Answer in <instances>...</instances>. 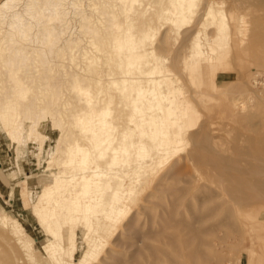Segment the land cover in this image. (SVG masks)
<instances>
[{
    "label": "rangeland",
    "instance_id": "obj_1",
    "mask_svg": "<svg viewBox=\"0 0 264 264\" xmlns=\"http://www.w3.org/2000/svg\"><path fill=\"white\" fill-rule=\"evenodd\" d=\"M206 1L197 0L191 21L179 27L158 17L169 0H131V4L128 0H0V264H131L135 255L152 264L146 245L171 249L160 233L164 228L175 231L164 222L174 203L177 217L192 221L196 211L207 214L218 207L207 220L208 227L220 224L228 209L234 211V227L218 232L229 237L217 247L225 256L223 264H264V187H257L259 193L249 189L256 198L245 199L242 185L228 174L229 170L260 171L264 186V89L254 81L264 72V0H208L215 9H224L230 30L228 36L213 41L204 32L213 36L216 26L201 31L202 39L210 41L208 52L211 46L214 51L189 60L192 40L205 27ZM144 27L154 32L145 47L139 43ZM95 43L106 52H97ZM145 48L152 50L148 56ZM89 59L98 64L104 87L100 94L88 70ZM154 66L156 78L182 86L178 107L189 103L181 142L157 146L137 130L131 135L134 145L128 164H107L111 153L102 158L93 145L107 138L119 144L122 130L134 123L147 128L127 99L133 95L131 84L146 83L150 75L143 70ZM111 80L120 90L127 89V98L110 85ZM100 98L110 103L107 119L117 123L107 125L109 131H99L104 127ZM162 107L166 109L165 104ZM78 117L98 136L81 131L74 124ZM75 137L88 148L86 171L69 161L68 149L69 145L75 149ZM140 143L145 147L138 149ZM137 152L145 159L136 160ZM81 155L76 152L74 157L79 160ZM93 169L100 170L103 180L88 192L78 193L74 183L71 189L58 185L70 177L80 179L82 173L92 174ZM133 171L137 173L132 176ZM49 187L51 194L43 195ZM72 187L79 203L70 195ZM115 188L120 196H113ZM86 202L92 204L91 211ZM112 205L121 211H109L108 219L105 209ZM37 206L47 213L46 220L40 218ZM243 216L247 223L241 225L236 217ZM90 224L95 229L89 234ZM180 259L192 264L186 255ZM159 260L172 264L163 256Z\"/></svg>",
    "mask_w": 264,
    "mask_h": 264
},
{
    "label": "bare ground",
    "instance_id": "obj_2",
    "mask_svg": "<svg viewBox=\"0 0 264 264\" xmlns=\"http://www.w3.org/2000/svg\"><path fill=\"white\" fill-rule=\"evenodd\" d=\"M10 1V0H9ZM32 1V0H31ZM131 4V0H128ZM133 1V0H132ZM137 1V0H134ZM7 2V1H6ZM128 2V3H129ZM140 2V1H139ZM11 3V2H10ZM205 11L202 14V19L206 20V22L203 23V25L205 27H203L204 29L202 30H198L196 36L193 38L192 40V49L190 51V54L186 57L189 58V60L191 59H201L203 57H205L206 55H210V53H213L214 51V47L211 46V50L212 52H208V47H209V42L213 41L217 38H222V37H226L228 36L229 30H230V24L229 21L227 19V16L224 12V9H220V8H214L213 4L210 1H206L205 2ZM216 3V2H215ZM214 3V4H215ZM7 4V3H5ZM33 4V3H32ZM35 4V3H34ZM41 4H45L44 2H42ZM40 4V6H42ZM53 4V3H52ZM136 4H139L138 2ZM37 5V4H36ZM57 5V4H56ZM35 6V5H34ZM39 6V5H38ZM138 6V5H137ZM198 3L197 0H169L168 4L163 5L161 12L159 14V18L160 19H165L166 21H170L172 22L174 25L176 26H181L189 21H191L192 17H193V12L195 9H197ZM27 7V6H26ZM33 7V6H32ZM31 7V8H32ZM125 7H127V5H125ZM124 7V8H125ZM132 7V6H131ZM131 7H127L128 9L131 10ZM55 8V7H54ZM53 8V9H54ZM40 9V8H38ZM43 9V8H42ZM46 9V8H45ZM57 9V7H56ZM111 9V8H110ZM44 10V9H43ZM41 10V12L43 11ZM50 11V10H49ZM14 14V13H13ZM40 15V13H38ZM47 14V13H46ZM49 15V14H48ZM147 15V14H146ZM36 16V15H35ZM91 16V15H90ZM89 16V17H90ZM101 16V15H100ZM34 17V16H33ZM39 17V16H38ZM48 17V16H47ZM149 17V16H148ZM152 17V16H151ZM5 18V17H4ZM35 18V17H34ZM45 18V17H44ZM49 18V17H48ZM88 18V17H87ZM91 18V17H90ZM41 19V18H40ZM43 19V18H42ZM50 19V18H49ZM89 19V18H88ZM138 19V18H137ZM146 19V18H145ZM201 19V20H202ZM45 20V19H44ZM47 20V19H46ZM86 20V19H85ZM112 20V19H111ZM3 21V20H2ZM41 21V20H40ZM49 21V20H48ZM48 21L46 23H48ZM87 21V20H86ZM99 20H97L98 22ZM144 21V20H143ZM142 21V22H143ZM146 21V20H145ZM144 21V24H145ZM149 21H150V17H149ZM131 22V21H130ZM129 22V23H130ZM259 22V21H257ZM2 23V22H1ZM90 23V21H89ZM133 23V21H132ZM3 24V23H2ZM137 24V23H136ZM143 24V23H142ZM141 24V25H142ZM151 24V23H150ZM138 25V24H137ZM214 25L217 28L215 29V34L213 36H210V32L207 31L206 29L211 28V26ZM241 25V24H240ZM259 25V24H258ZM87 26V24H86ZM110 26V25H109ZM134 26V25H133ZM132 26V27H133ZM136 26V25H135ZM145 26V25H144ZM85 27V26H83ZM88 27V26H87ZM107 27V26H105ZM111 27V26H110ZM258 27V26H257ZM86 28V27H85ZM92 28V27H91ZM94 28V27H93ZM92 28V29H93ZM104 28V27H102ZM41 29V28H40ZM43 29V28H42ZM241 31L244 28H240ZM90 30V29H89ZM97 30V28L95 29ZM206 30V33L204 32V35L207 37H209L208 39L210 40L209 42H206L202 39V36H200L201 31ZM247 30V29H246ZM245 30V31H246ZM88 31V30H87ZM245 31H242L243 33H246ZM260 31V29H259ZM48 32V31H47ZM107 32H109L107 30ZM112 32V30H111ZM142 34L140 36V41L139 43H141V46H146V41L153 36V30L151 27L149 28H143V30H141ZM240 32V31H239ZM263 32V31H262ZM261 33V31H260ZM103 34V33H102ZM202 35V34H201ZM13 37H15L14 35H12ZM96 39H97V35L95 34ZM258 36V35H256ZM2 37V36H0ZM112 37V36H110ZM86 39V38H85ZM95 39V40H96ZM99 39V38H98ZM97 39V40H98ZM2 40V39H0ZM101 38L99 39L98 42H100ZM97 42V41H95ZM97 42V43H98ZM104 42V41H103ZM110 42V41H109ZM111 42L113 43V41L111 40ZM110 42V43H111ZM81 43V42H80ZM111 43V44H112ZM77 44V43H76ZM88 45V43H86ZM96 44V43H95ZM94 44V45H95ZM82 45V44H81ZM101 45V44H100ZM99 44H96V50L97 52L100 50H104V47L102 48V46H100ZM115 45V44H114ZM1 46V44H0ZM83 46V45H82ZM74 47V46H73ZM84 47V46H83ZM111 47V46H110ZM109 47V48H110ZM1 48V47H0ZM72 48V47H71ZM106 48V47H105ZM112 48V47H111ZM2 49V48H1ZM89 49V48H88ZM105 51V50H104ZM92 52V51H91ZM94 52V51H93ZM106 52V51H105ZM152 52V50H149V52L146 50L145 48V53L146 56H148L150 53ZM226 53V51H225ZM224 53V54H225ZM88 54V53H87ZM224 54L222 53V55L224 56ZM221 55V57H222ZM59 56V55H58ZM74 56V55H73ZM72 56V58H73ZM2 57V56H1ZM64 57V56H63ZM87 58H90V56H86ZM104 57V56H103ZM209 57V56H208ZM62 58V57H61ZM70 58V59H72ZM98 58V57H97ZM109 58H111L109 56ZM108 58V59H109ZM186 58V59H188ZM21 59V58H20ZM63 59V58H62ZM73 59H76L73 58ZM99 59V58H98ZM101 59V58H100ZM105 59V58H104ZM159 59V58H158ZM207 59V58H206ZM39 60V59H38ZM90 61H88V70L91 73V75L93 76L94 80V85L96 88V92L97 93H101L104 89L103 87V82L101 81V78L98 76L99 73L97 71V65L94 61V59H89ZM188 60V61H189ZM194 61V60H192ZM87 62V61H86ZM85 62V63H86ZM107 62V61H106ZM196 62V61H194ZM103 63V62H102ZM116 63V62H115ZM185 63H187L185 61ZM73 64V62H72ZM104 64V63H103ZM107 64L109 65V62H107ZM118 64V63H117ZM196 64V63H195ZM12 65V64H11ZM19 65V62H18ZM74 65V64H73ZM110 66V65H109ZM115 66H117L115 64ZM7 67V66H6ZM42 67V66H41ZM101 67V66H100ZM107 67V66H106ZM112 67V66H111ZM20 68V67H19ZM70 68V67H69ZM73 69V68H71ZM78 69V68H77ZM104 69V68H103ZM21 70V69H20ZM79 70V69H78ZM105 70V69H104ZM113 72V68L110 69ZM119 70V69H118ZM46 71V70H45ZM110 71V72H111ZM42 72V71H41ZM74 72V69H73ZM106 72V71H105ZM109 72V71H107ZM143 72H146L147 75H150L149 79H146V83H142L143 80H140L138 86H134L133 84H131V91L133 92V95L131 96V98L127 99V102H131L132 103V108L134 111L136 112H140L141 115L144 117V119L146 120V124H147V128L144 129H140L139 124L134 123L133 126H127L125 129L122 130L121 132V138L122 141H120V143L118 144H114L109 138H107L106 140H99L96 141L95 144L93 145V147L97 150L98 152V156L104 158L108 153H111V155H109L108 160L106 161L107 164L109 163L110 165H127L128 164V157L131 154V147L132 145H134V141H131V135L135 134L136 131L138 130L139 134L141 135H147L150 136L152 141L157 145H165L167 147H172V145H175L177 143L181 142L182 139V129L184 128V117L185 114L187 113V108L189 103L187 101H184L185 106L183 107V109H180L178 107V104L176 103V97H178L177 95L181 92V85H179V82H173L172 85L168 84L167 82L165 83V80L162 78V76L160 78H156L155 76V72H156V68L154 67H150L149 69L145 68L143 70ZM40 73V72H39ZM46 73V72H45ZM66 73V72H65ZM116 73V72H114ZM113 73V75H114ZM52 74V73H51ZM67 74V73H66ZM68 74H70V72H68ZM108 74V73H107ZM260 74V73H259ZM111 75V74H110ZM116 75V74H115ZM10 76V75H9ZM52 76V75H51ZM155 76V77H154ZM11 77V76H10ZM73 77V76H72ZM90 79V78H89ZM81 80V79H80ZM88 80V79H87ZM180 81V80H179ZM254 81L256 83H259L258 80V76L256 75L254 77ZM45 82V81H44ZM48 82V81H47ZM90 82V81H89ZM110 85H115L117 87V82L115 80H111L109 81ZM165 84H164V83ZM82 83L84 84V82L82 81ZM107 83V82H106ZM90 84V83H89ZM2 85V84H1ZM49 85V84H48ZM87 85V84H86ZM119 86V85H118ZM11 87V86H10ZM108 87V83L107 86ZM113 87V86H112ZM115 87V88H116ZM3 88V87H2ZM114 88V87H113ZM114 88V89H115ZM118 88V87H117ZM122 88V94L124 98H127V89L124 87H120ZM119 89V88H118ZM264 89V87H263ZM3 90V89H2ZM120 90V89H119ZM120 90V91H121ZM119 91V92H120ZM92 92H94L92 90ZM108 94V93H107ZM120 93H118L119 95ZM8 95V94H7ZM150 95V96H149ZM97 96V95H96ZM99 96V95H98ZM112 97V95H111ZM121 97V98H122ZM180 97V96H179ZM103 98V97H102ZM100 98V101L101 99ZM113 98V97H112ZM123 99V98H122ZM80 100V99H79ZM108 100V98H107ZM121 101V100H120ZM95 102V101H94ZM92 102V103H94ZM122 102V101H121ZM165 104V110L163 109L162 105ZM98 110L100 112V123L104 126L101 129H99L100 132L103 131H109V129L107 128V125L110 127V125H114L117 123L114 121L112 122L111 119L108 120L107 116L110 113V103L109 102H104L101 101V103L98 104ZM125 105V104H124ZM183 106V105H182ZM181 106V107H182ZM69 109V108H68ZM125 110V109H124ZM76 111V110H75ZM127 111V110H125ZM129 111V108H128ZM42 112V111H41ZM71 112V111H70ZM124 113V111H122ZM130 112V111H129ZM126 113V112H125ZM124 113V114H125ZM73 114V113H72ZM116 114V113H115ZM122 114V117L123 115ZM46 115V114H45ZM121 117V118H122ZM128 118V117H127ZM84 119H81L80 117H78L75 121V125L79 126V129L81 131L84 132H91L93 137L98 136L99 132H96V129L91 127L90 125H84ZM126 120V118H125ZM128 120V119H127ZM130 120H132V118H130ZM172 127H176L178 130L176 132L171 131ZM59 129V128H58ZM112 131V128L110 130V132ZM89 134V133H88ZM87 134V135H88ZM108 134L110 135V133L108 132ZM120 135V134H119ZM77 138L75 137V142H77L76 140ZM74 140V138H73ZM138 149L144 148V144L140 143L137 144ZM68 156H69V161L70 163L72 162H78L80 163L82 166H84V170H88L90 169L89 166H85L88 162V160H90V156H89V152H88V148L81 146L78 142L76 143L75 149L72 148V145H69V149H68ZM77 152H81V157L78 159H76L75 153ZM145 157V154L143 153H138L135 154V159H142ZM134 159V160H135ZM145 159V158H144ZM158 159V158H157ZM132 160V159H131ZM136 163V162H135ZM234 165V164H232ZM125 167V166H124ZM123 167V168H124ZM138 167V166H137ZM140 169V168H139ZM136 170V169H135ZM234 170V169H233ZM140 171V170H138ZM231 170H229V176L233 179H235L236 181L239 182V186H241L243 188V191L245 193H247L245 195V199L248 200H254L256 197L254 195H252L253 193H249V189H253L255 191V193H259L261 191L257 190V187L260 185L261 187H264L261 183V181L259 180L258 176H259V172H252L250 174H247L245 172H240L238 170H236V172L232 171L230 173ZM262 173L264 174V169L261 170ZM92 174H84L82 173L80 176V179L77 177H70L69 179H67L66 183H59V186H68L69 189L71 183H74L75 185H77V190L78 193H84V192H88L89 189L91 188V186H98L102 184V180H103V174L100 173V170L98 169H93L91 170ZM132 176L135 175L137 173V171H133L131 172ZM123 175L120 174L118 175L116 178L119 179L120 177H122ZM131 177V174L129 175ZM119 177V178H118ZM129 177V178H130ZM105 181H107V178H104ZM121 179V178H120ZM232 179V180H233ZM234 180V181H235ZM229 182V181H228ZM56 185V184H55ZM57 185V186H58ZM256 187V188H253ZM52 188V187H51ZM51 188H47L45 189V191L43 192V195H48L51 194ZM119 188V187H118ZM115 188L114 189V197L120 196L119 194V189ZM182 188V187H181ZM60 189V188H59ZM68 189V190H69ZM73 190H71V197L75 200L76 203H79V201L77 202V194L78 193H72L73 191H75V188L72 187ZM180 189V188H179ZM183 189V188H182ZM186 189V188H185ZM261 189V188H259ZM216 190V189H215ZM43 191V190H41ZM186 191V190H185ZM259 191V192H257ZM131 192V191H130ZM216 192V191H215ZM177 194V193H175ZM179 194V193H178ZM213 194V193H212ZM216 194V193H215ZM49 196V195H48ZM104 194L102 195L101 199L103 198ZM108 198H111L110 195H107ZM213 196V195H212ZM214 197V196H213ZM212 197V198H213ZM216 197V196H215ZM235 198V197H234ZM239 198V197H237ZM242 198V196H241ZM244 198V196H243ZM243 199V200H245ZM57 200L55 199L54 202H56ZM88 201V200H87ZM236 201V200H235ZM237 202H239L240 204V200H237ZM235 202V203H237ZM172 204V203H171ZM238 204V203H237ZM79 205V204H77ZM222 205V204H221ZM230 207V206H229ZM167 210V207H165ZM164 208V209H165ZM177 205L176 203L172 204V208L169 207V212L167 213L168 215L166 216L164 222H165V226L166 224L170 227V225L175 229V231H169L168 229L164 228L163 225L162 227L164 228L163 231L161 232V229L159 228V230H157L158 233H160V235L163 237V241L166 243L167 246H170V248L168 247H162L160 245H156V244H151V245H146V247L148 248V254L150 255V259L152 264H161L160 262V257L163 256V259H165L166 261L172 263V264H185V261L181 260L180 258L183 257L184 255L190 257L192 264H223L224 260H225V256L222 255L220 252L217 250V247L220 246V243L222 242L221 240L225 237H227L225 235V237H223V235L219 236L218 232L222 230L223 227H228V226H232L234 224L233 218L234 216V211H232L231 209H228L227 212V216L225 217V219L216 225H211V226H206V222L208 219H210L211 217H213L215 215V212L218 209L215 208L212 211L210 210L209 213L204 214L201 213L200 211L195 213L194 215V221L189 220L188 218H178L176 213H177ZM221 208V207H220ZM86 209L89 211H91L93 209V206L91 203L86 202ZM85 209V210H86ZM225 209V208H224ZM106 210V217L108 219H111V214H109L110 212H120L121 209L120 208H116L114 205L108 207L105 209ZM165 210V211H166ZM167 210V211H168ZM37 211L38 214L40 215V218L42 220H46L47 219V213L43 212V209L37 206ZM166 211V212H167ZM227 211V209H226ZM55 212V211H54ZM123 212V211H122ZM94 213V212H93ZM165 213V212H164ZM245 215V214H244ZM49 216H51L49 214ZM105 217V218H106ZM237 221L239 224H244L247 223V220L244 218V216L242 217V219H239V217H236ZM162 219V216H161ZM249 219V218H248ZM160 223V222H159ZM162 224V223H161ZM160 225V224H159ZM91 226V227H90ZM89 226V231L88 233L90 234L92 231H94L95 227L94 225L90 224ZM93 226V228H92ZM161 227V228H162ZM171 227V229H172ZM234 227V225H233ZM229 233V232H228ZM236 235V234H235ZM153 236L154 239H156L157 237L161 236L157 235ZM234 236V235H233ZM237 236V235H236ZM229 238V237H227ZM158 240V239H156ZM229 240V239H227ZM226 240V241H227ZM159 241V240H158ZM162 241V240H161ZM162 241V245L163 244ZM228 242V241H227ZM72 248H75L74 246H76V239H71L70 241ZM161 243V242H160ZM223 244V243H222ZM97 245V244H96ZM229 246V245H228ZM227 246V247H228ZM185 247V248H184ZM207 247H213L214 251H208V249H206ZM249 248H252V246L250 245ZM216 249V250H215ZM223 249V248H222ZM253 249V248H252ZM95 248L91 249L90 252L88 253V255H92L94 252ZM141 253L143 254V250H141ZM251 251V250H250ZM227 262V261H226ZM131 264H145L143 263V260L140 259L139 255L138 256H134L133 260H131ZM238 264V263H237Z\"/></svg>",
    "mask_w": 264,
    "mask_h": 264
},
{
    "label": "built area",
    "instance_id": "obj_3",
    "mask_svg": "<svg viewBox=\"0 0 264 264\" xmlns=\"http://www.w3.org/2000/svg\"><path fill=\"white\" fill-rule=\"evenodd\" d=\"M259 80V85L264 87V72L257 75Z\"/></svg>",
    "mask_w": 264,
    "mask_h": 264
}]
</instances>
